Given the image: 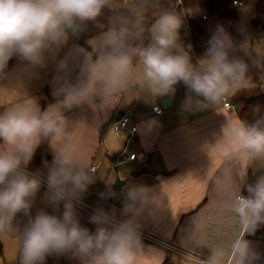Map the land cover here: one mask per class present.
I'll return each mask as SVG.
<instances>
[{"label": "crops", "instance_id": "obj_1", "mask_svg": "<svg viewBox=\"0 0 264 264\" xmlns=\"http://www.w3.org/2000/svg\"><path fill=\"white\" fill-rule=\"evenodd\" d=\"M110 31L94 20L76 21L66 29L63 42L44 51L42 64L14 56L0 70V114L31 102L41 113L56 111L64 120L61 139L49 137L45 157L26 167L47 180L54 158L66 155L74 172L88 177L77 198L89 206L211 261L215 258L218 264H241L234 245L247 241L243 264H264V223L245 232L234 211L235 197L248 193V187L264 176V157L225 158L214 151L222 130L237 120L243 122L238 112L223 106L222 96L230 98L232 92L216 101L195 93L193 101L176 105L173 89L164 94L152 90L140 58L131 61L126 76L113 87L106 70L93 74L96 63L110 54L106 43ZM69 95L76 101L66 103ZM158 105L163 108L160 114L153 110ZM128 110L137 131L115 136L111 124L119 111ZM6 147L0 141V149ZM123 151L136 153V159L113 167ZM93 165L95 171L90 170ZM117 177L125 180L124 199L113 204L109 197ZM92 226L97 225L85 224ZM103 226L109 232L116 229ZM137 240L139 264H197Z\"/></svg>", "mask_w": 264, "mask_h": 264}, {"label": "clouds", "instance_id": "obj_2", "mask_svg": "<svg viewBox=\"0 0 264 264\" xmlns=\"http://www.w3.org/2000/svg\"><path fill=\"white\" fill-rule=\"evenodd\" d=\"M111 3L112 0H0V70L14 56L33 65L42 64L44 51L63 42L67 28L76 21L94 20ZM155 27L159 34L140 57L143 75L156 93H167L182 81L196 94L216 101L228 91L229 80L245 71L243 63L229 60L223 42H219L211 44L207 60L202 62V73L195 72L186 56L171 54L180 20L164 14ZM106 43L112 53L96 63L93 74L106 70L110 85L115 87L131 67L130 57L123 51L125 32L110 31ZM76 99L69 95L65 102L70 104ZM63 123L59 112L41 113L31 102L0 114V141L7 146L0 149V230L5 220L10 221L22 211L27 214L31 198L41 185L39 179L28 174L26 166L42 137L61 139ZM214 151L225 158L233 155L264 157V127L259 121L246 125L237 120L222 130ZM87 181V176L74 172L66 155L54 158L47 177V198L53 206L66 199L68 202L64 204L62 216L41 211L29 220L22 237L20 264H45L48 256L69 251L79 254L85 264H139L135 250L138 240L130 222L109 232L103 226L104 218L94 215L91 223L97 225L95 232L80 225L71 199L77 198ZM247 191L248 196L236 197L234 206L245 232L264 223V176ZM234 252L239 254L243 264L248 242L238 240ZM211 264L218 261L214 258Z\"/></svg>", "mask_w": 264, "mask_h": 264}, {"label": "trees", "instance_id": "obj_3", "mask_svg": "<svg viewBox=\"0 0 264 264\" xmlns=\"http://www.w3.org/2000/svg\"><path fill=\"white\" fill-rule=\"evenodd\" d=\"M123 1V0H112ZM173 4L177 0H172ZM245 1V0H244ZM166 3V2H165ZM170 6V5H168ZM178 12H187L191 15L188 24L190 27V38L193 40V51L190 56V65L195 72L202 73V62L207 59V53L212 43L223 42L224 47L227 44H232L230 47V57L232 61L243 63L245 71L243 74H238L235 79L229 80L228 90L231 93V101L238 107V115L244 123L261 122L264 127V64L258 66L251 62L249 52L243 47L238 46L234 35L236 29L237 8L233 7L232 0H182L178 5ZM202 13L207 19L211 20L213 27V38L207 35V26L195 19V15ZM201 15V18H202ZM253 25L261 32H264V0H256L254 6ZM136 16L133 15L128 8H115L106 6L102 9L94 21L103 27V30H113L116 32L124 31L126 34V47L123 50L130 57V60L135 62L140 58V53L152 43L149 33V27L138 33L136 30ZM180 32L185 33L184 24L180 19ZM209 34V33H208ZM233 42V43H232ZM239 42V41H238ZM226 49V48H225ZM111 54L112 48L108 47ZM250 81V85L245 83ZM236 86V89H230ZM175 92L176 105H182L193 101L195 92L192 91L184 82H178L172 87ZM49 137H42L40 145L31 159V167L37 165L46 155V146ZM97 226L89 228L91 232L96 231ZM3 256V243L0 238V258ZM21 258V251L19 253ZM84 264L79 254L74 251L65 252L62 254H53L46 258L45 263L50 264Z\"/></svg>", "mask_w": 264, "mask_h": 264}, {"label": "rangeland", "instance_id": "obj_4", "mask_svg": "<svg viewBox=\"0 0 264 264\" xmlns=\"http://www.w3.org/2000/svg\"><path fill=\"white\" fill-rule=\"evenodd\" d=\"M255 2L256 0H245L244 5L237 9V17L235 21L236 29L234 35L238 46H243L249 52L251 62L258 66H262L264 64V32L258 30V28L252 23ZM175 5L176 3L173 4L172 0H123L113 1L110 6L117 9L120 7L128 8L137 18L136 30L138 33L143 32L146 26L149 27L152 43L155 42V38L159 34L155 26L157 20L162 15L171 14L178 19H182L185 33L183 34L180 32V27L177 29L176 44L175 47L171 49V52H174L175 55H184L190 60L194 44L193 40L190 38L187 26L191 19V15L187 12H178V5H176V10H174L173 6ZM201 15L202 13H198L195 15V19L206 26L208 25L206 28L207 35L213 38L212 33L214 25H212L211 20L202 19ZM83 22L87 23V20ZM231 45L232 44L229 43L225 46L230 61H232V59L228 47ZM148 47L149 45L146 48ZM250 83V81H247L245 85L249 86ZM230 90L233 91L234 88L232 87ZM47 196L48 189L41 185L36 195L31 198L30 208L28 209L27 214L22 211L12 217L10 221L5 220L3 229L0 230V236L3 243V256L0 258V264H20L21 258L19 253L22 247L23 234L28 226L29 220L34 218L39 212L43 211L48 214L62 216L65 210L64 204L67 203V201H61L58 206H53L48 201ZM73 209L76 218L79 220L82 227H85L87 222L93 224L91 223L92 217L83 213L74 205ZM3 215L6 216L7 214L4 213Z\"/></svg>", "mask_w": 264, "mask_h": 264}, {"label": "built area", "instance_id": "obj_5", "mask_svg": "<svg viewBox=\"0 0 264 264\" xmlns=\"http://www.w3.org/2000/svg\"><path fill=\"white\" fill-rule=\"evenodd\" d=\"M182 0H177L176 5L181 4ZM244 0H232V5L233 7L241 8L244 5ZM176 5L173 6L174 10H176ZM202 19H207L206 15H202ZM187 30L190 31V27L189 24L187 26ZM154 43H151L149 46H151ZM229 83V82H228ZM222 100H223V106L227 109V110H233L235 112H238V107L236 106V104H234L229 96L227 94L222 96ZM154 112L157 114H160L163 112V108L161 106H155L153 108ZM132 117H133V113L132 111L128 110L126 112H124V114L118 119L112 122L111 124V128H112V132L115 136H118L120 134H122L124 131H129L130 134H134L137 131V126L136 125H132L131 126V121H132ZM251 123H247L246 125H250ZM136 153H132L130 155H127L124 151L121 152L120 154H118V156L115 158L114 162H113V167H117L121 164L124 163H128L133 161L134 159H136ZM146 166V164L144 165ZM91 171H95L96 170V165L91 166L90 168ZM26 171L28 172V174L32 177H35L37 179L40 180V185H42L43 187L47 188V180H45L44 178H42L41 176H39L33 169L26 167ZM238 195H244V196H248L249 193H240ZM237 195V196H238ZM236 196V197H237ZM235 197V200H236ZM66 201L68 202V200L66 199ZM72 204L85 211L86 213H88L90 216H94V215H99L101 217L104 218L105 220V224H109L112 225L114 227H119L121 224H123L124 222L119 221L113 217H111L110 215H108L105 212H101L91 206H89L88 204H86L84 201L79 200V199H71ZM132 226V225H131ZM135 230V235L137 238L146 241L148 243L160 246L161 248L175 253L176 255L194 261L197 264H211V260L207 259L206 257H204L201 254L192 252L191 250H189L186 247L181 246L180 244H178L177 242H175L174 240H171L169 238L163 237L155 232L149 231V230H143V229H139L135 226H132ZM168 264H173L171 262H169Z\"/></svg>", "mask_w": 264, "mask_h": 264}, {"label": "water", "instance_id": "obj_6", "mask_svg": "<svg viewBox=\"0 0 264 264\" xmlns=\"http://www.w3.org/2000/svg\"><path fill=\"white\" fill-rule=\"evenodd\" d=\"M171 54L175 55L174 52H171ZM123 114L124 111H119L115 116V120H118ZM124 184H125V180H122L119 177H117L116 180L114 181L109 197V201L112 202L113 204H118L120 201L124 199L122 195V186Z\"/></svg>", "mask_w": 264, "mask_h": 264}]
</instances>
